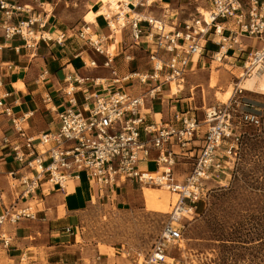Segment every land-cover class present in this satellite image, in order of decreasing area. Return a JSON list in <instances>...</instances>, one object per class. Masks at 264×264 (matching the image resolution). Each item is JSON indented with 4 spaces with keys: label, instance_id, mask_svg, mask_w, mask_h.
<instances>
[{
    "label": "built area",
    "instance_id": "2783aa9c",
    "mask_svg": "<svg viewBox=\"0 0 264 264\" xmlns=\"http://www.w3.org/2000/svg\"><path fill=\"white\" fill-rule=\"evenodd\" d=\"M153 0L120 1L111 15L104 14L112 32L128 31V39L136 46L143 45L146 68H135L118 76L112 65L113 51L104 50L100 40L88 37L87 28L58 35L54 42L63 43L77 36L104 56L103 66L111 73L114 90L104 93L84 92L81 104L75 100L74 87L69 85L64 93L67 106L56 113L58 127L37 137L28 133L29 113L12 116L11 109L0 98V109L11 116L14 140L4 137L10 146L17 169L8 173L21 186L17 198H27L45 191L43 184L64 190L69 179H79L84 174L89 183L100 188L116 189L131 182L139 185L159 186L176 195L169 218L151 245L141 264H168L170 249L179 251L183 225L181 218L189 215L196 201L204 195L206 182L226 175L225 168L239 141L233 131L229 112L231 99L223 106H212L205 112L206 130L199 138L200 121L193 108L174 111L169 121L149 120L145 104L155 98L161 86L171 83L176 87L184 83V76L196 64L194 56H205L211 62L230 58L241 61L237 79L264 72V0H210L209 5L196 9L190 21L181 26L169 24L136 8L150 6ZM40 13L19 0H0V51L15 38L26 48L34 49L39 42L52 38L36 31L44 26ZM87 36V38H86ZM240 38L260 41L259 48L246 50ZM215 49H207V45ZM127 62L133 55H124ZM85 65V63H84ZM86 66L96 67L95 61ZM87 79V78H84ZM84 79L77 80L82 83ZM96 78L94 83L102 84ZM136 82L148 89L132 95L122 84ZM1 85V82H0ZM182 90L178 88L172 96ZM242 90L236 85L232 97ZM44 101H48L46 96ZM241 120L256 125L259 120L252 113H242ZM199 140V144L193 142ZM224 151H220L223 145ZM147 163L154 165L148 170ZM186 166L182 179L176 177L175 167ZM2 190L0 187V200ZM31 207L16 203L3 205L0 211V244L9 246L10 237L4 225H16L24 218L35 217ZM172 260L174 258L170 257Z\"/></svg>",
    "mask_w": 264,
    "mask_h": 264
},
{
    "label": "crops",
    "instance_id": "0c3cea01",
    "mask_svg": "<svg viewBox=\"0 0 264 264\" xmlns=\"http://www.w3.org/2000/svg\"><path fill=\"white\" fill-rule=\"evenodd\" d=\"M19 2L40 13L45 24L41 29L35 26V30L52 38L49 42H39L34 49L24 47L23 41L15 38L0 51V98L4 106L10 107L12 116L30 114L26 124L30 135L37 137L43 132L57 129L56 113L67 106L64 90L69 85L74 87L77 104H81L84 92L104 93L119 85L112 84L110 70L103 66L104 56L95 52L86 40L73 36L56 44L54 40L58 35L66 33L69 36L71 30L77 32L87 28L88 37L99 39L104 50L113 51L115 58L112 65L120 77L130 71L132 66L138 68V62L146 61L143 45L130 44L127 30L112 32L104 14L97 13L101 6L100 0ZM198 4V0H153L150 6L136 8L135 11L181 26L195 15ZM208 5L206 1V7ZM89 12H95L93 20L86 18ZM111 13L113 11L107 15ZM128 53L134 54L131 62L124 59ZM90 61H95L97 66H86ZM82 78L87 79L78 83L77 80ZM96 78L104 81L95 84ZM122 86L132 95L142 94L148 89L146 85L136 82ZM171 93L165 84L160 87L155 98L145 104L149 120L169 121L174 111L182 110L177 104L179 100ZM46 96L49 97L48 101L43 100ZM4 137L14 140L11 116L0 109V211L3 205L10 203H16L17 206L30 204L35 217L24 218L14 226H3L9 233L10 242L7 247L0 244V264H67L65 261L75 264L73 254H68V249L76 246L83 213L94 201L110 200L114 196L113 190L89 183L82 174L79 179L67 180L63 191L44 183L42 187L45 191L42 194L38 192L27 198H17L21 186L16 179L20 171L13 179L8 175L17 169V164L12 159L10 146L3 143ZM193 144L198 145L199 140ZM177 166L181 170L184 165Z\"/></svg>",
    "mask_w": 264,
    "mask_h": 264
},
{
    "label": "rangeland",
    "instance_id": "374dc122",
    "mask_svg": "<svg viewBox=\"0 0 264 264\" xmlns=\"http://www.w3.org/2000/svg\"><path fill=\"white\" fill-rule=\"evenodd\" d=\"M198 1L199 10L206 8V1L209 4V0ZM240 43L246 50L260 46L256 39L240 38ZM207 49L215 46L209 45ZM192 60L197 62L186 72L184 89L175 98L179 100L178 107L186 110L188 103L194 108L200 121V138L208 125L203 122L207 109L223 106L231 99V123L240 137L235 154L230 155L226 164V175L208 180L207 191L196 201L191 213L181 218L180 249H170V257L174 259L169 257L166 261L168 264H264V204L259 203L256 189L240 181L242 171L248 179L261 173L255 169L257 156L246 150L244 141L252 134L264 132V94L242 91L232 97L240 81L237 77L241 61L226 58L211 62L205 56H194ZM145 63L142 60L136 65L144 69ZM211 78L215 81L213 86H210ZM228 85H231V96L226 101L217 100L216 93L224 92ZM242 113L256 115L259 123H244L240 118ZM225 148L224 144L220 151ZM185 167L181 170L175 167L177 179H182ZM148 168L154 169V165L150 163ZM113 192L110 200L94 201L83 213L76 246L68 249L75 264H141L176 200L175 194L162 187L131 182L116 187ZM28 206L34 211L32 205Z\"/></svg>",
    "mask_w": 264,
    "mask_h": 264
},
{
    "label": "bare ground",
    "instance_id": "6f19581e",
    "mask_svg": "<svg viewBox=\"0 0 264 264\" xmlns=\"http://www.w3.org/2000/svg\"><path fill=\"white\" fill-rule=\"evenodd\" d=\"M120 1L127 2L129 0H100L101 6H100V9L97 13L107 14L108 8H109V10L113 11V13H114L117 10V8H118L117 5ZM94 15H95V12H89L87 14L86 18L89 20H93ZM214 82H215L214 79L211 78L210 86H213ZM173 85L171 88V91H172L171 94H174V92H176V90L178 88H180V90L184 89L183 84H180L179 87H176V86L173 87ZM237 85L242 91H251V92H255V93L264 94V72H260L258 74L252 75L250 77L242 78L240 81L237 82ZM215 96H216L217 100L226 101L231 96V85H228L227 89L224 92H222V93L217 92ZM159 195L160 194H158V196ZM180 245H179V247H180Z\"/></svg>",
    "mask_w": 264,
    "mask_h": 264
},
{
    "label": "trees",
    "instance_id": "16d2710c",
    "mask_svg": "<svg viewBox=\"0 0 264 264\" xmlns=\"http://www.w3.org/2000/svg\"><path fill=\"white\" fill-rule=\"evenodd\" d=\"M135 66V65H134ZM135 68H137L135 66ZM134 68V69H135ZM133 69V70H134ZM132 70V71H133ZM244 134H241V136ZM244 145L246 150L249 153H254L257 156L256 161V170H260V174L257 176H252L251 178H247L245 174H243L240 181L247 182V186H250L252 189L257 190V196L259 197V203L264 204V132L262 134H252V136L246 137L244 141ZM246 161V157H244V162Z\"/></svg>",
    "mask_w": 264,
    "mask_h": 264
}]
</instances>
